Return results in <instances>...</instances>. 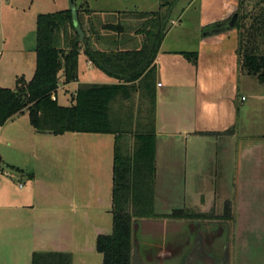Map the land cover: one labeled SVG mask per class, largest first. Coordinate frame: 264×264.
I'll list each match as a JSON object with an SVG mask.
<instances>
[{
    "label": "crops",
    "instance_id": "obj_1",
    "mask_svg": "<svg viewBox=\"0 0 264 264\" xmlns=\"http://www.w3.org/2000/svg\"><path fill=\"white\" fill-rule=\"evenodd\" d=\"M250 1L246 0L244 9L254 6ZM84 3L90 10L89 14L85 10L87 19L95 11H107L95 3ZM79 4L74 2L73 10L80 15ZM176 5L153 61L152 111L145 88L135 87L128 96L117 95L110 102L114 123L128 132L129 139L149 122L155 133L154 212L165 216L137 220L133 242L140 234L164 238L165 244L173 246L186 241L197 224L196 231L204 239L200 251L213 255L212 264H221L220 253L212 251L205 239L225 224L231 237L230 264H264V84L240 69L235 28L203 34L206 25L228 20L237 12L239 0H187L173 19ZM156 9L119 7L115 12L123 16ZM186 15L192 23L180 22ZM119 20L111 23L122 26L118 31L103 27L110 22H99L98 28L93 23L82 27L86 41L79 54L77 80L63 83L59 73L53 96L58 102L60 97L64 100L60 104H70L81 83H121L97 68L83 50L87 45L100 51L138 49L143 40L137 30L139 21ZM194 52L195 63L187 55ZM25 53L31 62L30 77L22 73L15 78L28 81L35 69L34 47ZM27 124L31 126L29 116ZM26 130L35 132L31 135L41 142L52 140L58 159L69 147L73 162L79 157V163L69 179L59 177V182L47 183L35 175L24 150L18 149L19 135H8L6 147L11 151L0 157L13 172L8 177L23 180V184L15 189L4 179L0 182V264H31L33 252L48 251L69 253L71 264H101L95 241L112 228L114 134ZM31 154L35 160L41 158L37 152ZM25 176L30 179L28 185ZM176 209L187 215L171 216ZM191 246L186 254L196 248ZM137 255L145 264L141 254Z\"/></svg>",
    "mask_w": 264,
    "mask_h": 264
},
{
    "label": "trees",
    "instance_id": "obj_2",
    "mask_svg": "<svg viewBox=\"0 0 264 264\" xmlns=\"http://www.w3.org/2000/svg\"><path fill=\"white\" fill-rule=\"evenodd\" d=\"M178 0H159L154 11H131L140 20L143 34L138 49L100 51L90 45L83 50L100 70L119 80V84L81 83L68 105L52 98L60 82L77 80V65L83 42L86 41L80 15L67 8L39 13L35 28V69L32 77L15 80V87H0V126L9 118L27 111L29 123L40 133L65 132L113 133L114 155L112 175V228L109 234L96 237V250L101 264H131L134 225L141 218L157 216L154 212L155 133L152 122L131 134L116 126L111 116L113 98L128 96L129 90L145 88L151 111L154 93L149 89L155 72L154 59L169 25L171 12ZM246 0H239L238 16L233 27L238 32L239 66L264 84V0L244 9ZM89 14V9H85ZM224 21L206 25L203 32L211 34L229 29ZM103 27L118 31V24ZM195 63L194 53H187ZM138 81L135 85L134 82ZM128 84V85H126ZM186 216L180 209L170 214ZM192 217L199 215L190 214ZM31 264H71L65 252H33Z\"/></svg>",
    "mask_w": 264,
    "mask_h": 264
},
{
    "label": "rangeland",
    "instance_id": "obj_3",
    "mask_svg": "<svg viewBox=\"0 0 264 264\" xmlns=\"http://www.w3.org/2000/svg\"><path fill=\"white\" fill-rule=\"evenodd\" d=\"M88 2L89 5L95 3L93 6H102L107 11L104 14L95 11L92 17L87 19L84 2ZM187 0H179L175 9L173 19L177 18L180 8L185 5ZM260 0H251L250 5L255 4ZM79 4L81 8L80 18L82 27H87L89 23L95 24L98 28L99 22L115 23L119 21L133 23L134 21H140L136 19V15L133 12H126L123 16H118L115 12L117 8H133L137 6L156 9L158 6V0H74ZM97 2V5H96ZM63 6L71 8L70 0H0V87H15V74L21 75L22 73L26 77L31 70V62L28 59V54H24L26 51H30L35 46V20L36 15L39 12L47 13L54 12L63 8ZM96 8V7H95ZM87 19V20H86ZM191 22L188 15L181 16L180 22ZM97 25V26H96ZM27 57V59H25ZM61 94V92H60ZM64 103V100L59 98V103ZM28 116L25 111L14 122H8L2 128H0V154L3 156L10 153L11 148L6 147V138L8 135L18 134V149L24 150L25 157L30 161L33 168L36 170L35 175L41 180L47 183H55L61 180L69 179L70 172L73 167L79 163V157L73 162L71 157V151L68 147L62 153L61 159L57 158V154L54 155L55 144L52 140L41 142L33 137L31 134L35 132H27L26 129H32L28 126ZM29 127V128H27ZM15 133H12V132ZM31 131V130H29ZM38 135V134H37ZM40 137V134L39 136ZM18 150V151H20ZM17 151V154H18ZM32 152H37L41 158L33 159ZM66 153V154H65ZM20 155V154H19ZM23 155L21 154L19 158ZM96 158V157H95ZM94 158V159H95ZM78 168V167H77ZM32 171V170H30ZM8 182L13 188L16 189L17 184H23V180L18 178H10L3 176L0 173V182ZM30 179L24 178L25 185H28ZM195 228L189 238L184 242H174L173 246L165 244L164 238L157 237H142L140 234H136L133 242V255L141 254L145 264H212L213 255L206 250L202 253L200 250L204 239L202 235L197 232V224H194ZM137 229V227H136ZM229 228L225 227V224L219 226L216 235L205 239V242L211 246L212 251H216L221 255V264H230L229 246L231 237L228 235ZM195 232L198 234L194 235ZM203 234V233H202ZM173 243V242H172ZM192 244L196 245V248L190 253L186 254L187 247ZM173 247V248H172ZM192 247V246H191ZM172 248V249H170ZM216 253V255H217ZM138 257V255H137Z\"/></svg>",
    "mask_w": 264,
    "mask_h": 264
},
{
    "label": "water",
    "instance_id": "obj_4",
    "mask_svg": "<svg viewBox=\"0 0 264 264\" xmlns=\"http://www.w3.org/2000/svg\"><path fill=\"white\" fill-rule=\"evenodd\" d=\"M70 1H71V9H73L74 8V0H70ZM237 16H238V13L237 12H234L230 16V18L227 21L224 22V26L225 27H228V28L233 27L234 22H235ZM203 34L206 35V32H203ZM131 264H142V263H141L139 257H137V255L136 256L133 255V257H132V263Z\"/></svg>",
    "mask_w": 264,
    "mask_h": 264
},
{
    "label": "built area",
    "instance_id": "obj_5",
    "mask_svg": "<svg viewBox=\"0 0 264 264\" xmlns=\"http://www.w3.org/2000/svg\"><path fill=\"white\" fill-rule=\"evenodd\" d=\"M52 98H54V96H52ZM0 173L7 175V176L13 175V172L9 168L3 165V160L1 157H0Z\"/></svg>",
    "mask_w": 264,
    "mask_h": 264
}]
</instances>
